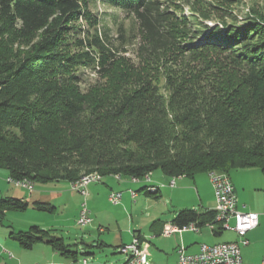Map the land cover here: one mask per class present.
Instances as JSON below:
<instances>
[{
	"label": "trees",
	"instance_id": "1",
	"mask_svg": "<svg viewBox=\"0 0 264 264\" xmlns=\"http://www.w3.org/2000/svg\"><path fill=\"white\" fill-rule=\"evenodd\" d=\"M94 1L137 19L139 64L119 56L100 30L76 37L69 49L71 25L91 19L90 0H0V169L8 179L73 185L156 172L264 174V18L253 13L244 27L225 21L211 27L202 23L205 0H189V17L181 0ZM82 68L100 78L85 90ZM146 188L139 191L160 197ZM28 206L3 198L0 216ZM34 208L55 209L40 201ZM173 223L223 231L215 211H177ZM16 240L25 250L46 243L76 256L64 238L39 226Z\"/></svg>",
	"mask_w": 264,
	"mask_h": 264
},
{
	"label": "rangeland",
	"instance_id": "2",
	"mask_svg": "<svg viewBox=\"0 0 264 264\" xmlns=\"http://www.w3.org/2000/svg\"><path fill=\"white\" fill-rule=\"evenodd\" d=\"M178 2L182 6L180 8L183 9V16L193 15L188 4L189 0ZM203 5L207 10L208 18L202 23L211 27L223 21L228 25L244 27L247 16L253 13L264 18V0H232L230 2L205 0ZM88 10L91 12V19H82L71 25L73 29L65 41L69 49L75 50L73 44L76 37L88 36L95 30H100L102 36L107 38L110 48L114 49L119 56H125L135 64H139L138 51L143 43V38L137 19L126 11L110 6L103 1L90 0ZM200 20L203 19L200 18ZM198 37L205 38L201 35ZM14 47L18 48L17 45ZM79 74L82 79L81 87L84 90L90 84L100 80L96 70L91 68H82ZM160 87L162 93L169 95L167 91H164L163 80ZM199 175L207 176L206 173H200L197 176ZM229 176L237 188L241 205L246 204L249 211H260L264 208V174L260 169L232 170ZM171 178L173 177L167 178L160 172L151 176L152 184L164 186L156 193H160L159 198L139 191L144 186L143 183H133L132 181L129 183V180L121 181L120 179L118 182L110 176L101 182L91 184L88 191L96 188L95 198H90L89 193L87 201L92 221L86 226H81L78 219L84 198L72 189L71 184L66 181L34 184L32 194L25 189L26 187L10 182L7 172L0 169V200L5 197H3V193L7 189L10 190V195L20 194L26 198H29L30 194L33 196L27 210L8 211L3 217L0 216V264H83L82 254L85 250L94 253L96 259H100L102 264H107L113 260L119 261L126 255L122 254L121 249L117 247L104 249L98 248V246L103 239L113 242L120 235L126 245L132 242L133 235H141L148 243V247L146 246L148 260L157 264L167 263V258L172 256L176 250L175 238L167 239L157 235L155 225L157 223L160 225L171 224L176 217L177 210L181 209L179 207L181 205H190V207L194 206L193 210H201L195 188L193 187V191L186 190L177 193L176 188L168 187ZM189 181V179L179 181L178 187L181 183H183L181 187H188ZM125 182H128V185ZM39 190L48 191L44 194L47 196L44 199H50L47 201H51L56 207L54 212L39 211L34 208V201L40 197L39 193H36ZM130 190L138 191L136 200L131 198ZM113 191L123 192L124 198L118 206H114L109 200L110 193ZM209 192V184L206 187H200V193L210 196ZM210 205L213 208L216 206L213 195ZM32 226H39L44 230L51 231L54 236L64 238L65 243L70 245L69 251L77 254L78 261H75L71 256L55 251L46 243H37L31 250L23 249L16 237L20 232H28ZM203 230L207 231L208 229ZM102 231L105 233H101ZM224 234L232 233L225 231ZM223 239L226 241L225 237ZM19 251L22 252L21 257L18 255ZM93 262L94 260L90 264Z\"/></svg>",
	"mask_w": 264,
	"mask_h": 264
},
{
	"label": "built area",
	"instance_id": "3",
	"mask_svg": "<svg viewBox=\"0 0 264 264\" xmlns=\"http://www.w3.org/2000/svg\"><path fill=\"white\" fill-rule=\"evenodd\" d=\"M181 177H173L169 182V187H176L178 179ZM214 189V196L216 200L215 221L223 230L234 231L240 238V241L223 242L215 245L202 244L197 253L188 254L184 249L179 248L178 264H245L242 259L241 246H247L249 240L246 238L247 234L259 226V214L253 211H247L245 205L239 209V198L235 192V188L226 173L213 170L209 178ZM134 183H145L146 186L159 185L152 184L151 180L132 179ZM94 182H77L72 185V189L78 192L83 198L84 203L80 211L78 223L81 226H86L91 223L90 211L88 209L89 191L88 187L96 183ZM29 192L33 191V187H26ZM130 195L133 199L137 198L138 194L135 190H130ZM123 199V192H112L109 196L110 202L114 206L121 204ZM211 228L215 225L210 224ZM200 227L195 223H190L184 226H178L171 223L163 229L161 235L170 237L175 233L182 231L199 232ZM122 251L127 254L125 264H157L148 260L146 244L141 241L140 237L135 236L132 242L123 247ZM260 264H264V260Z\"/></svg>",
	"mask_w": 264,
	"mask_h": 264
},
{
	"label": "crops",
	"instance_id": "4",
	"mask_svg": "<svg viewBox=\"0 0 264 264\" xmlns=\"http://www.w3.org/2000/svg\"><path fill=\"white\" fill-rule=\"evenodd\" d=\"M197 175L194 178L183 177L181 179H178L177 183H176V187H174V188H171L169 186L168 187L171 188V189H175L176 188V190H178L177 193H179L180 191L183 192V191H186V190L187 191H193V187H194L195 190H196L195 193L199 197L200 206H201V210H199L197 212L198 213H205V212H208V211H214V208L210 207L211 206L210 204L212 202V195H213V201H215V203H216V200H215V196H214L213 185H212V183H211V181L209 179L208 173H206L207 176H202V175L201 176L200 175L197 176ZM7 176H8V174H7ZM113 179L115 181L120 182V180L116 179L115 177H113ZM184 179L185 180L186 179L190 180L188 182L189 186L188 187H186V186L181 187L183 185V183H181L180 187H178L179 186V181L182 182V181H184ZM122 180L123 181H128V179H122ZM128 182L131 183V180H129ZM128 182H125V183L128 185ZM143 184L146 185L145 183H143ZM207 184L210 185V192H209L210 196L206 195V193H203V194L200 193V187H202V186L206 187ZM233 186H234L235 192H236V194H237V196L239 198V194H238L237 188L234 185V183H233ZM15 189L21 190L20 188H15ZM95 190H96V188H94V189L89 191L90 198H92V199L95 198V193H94V192H96ZM33 192H29V193L33 194ZM113 192H122V191H113ZM36 193H39L40 197H39V199L35 200L34 202H36V201L47 202V203H50L51 205H53L51 203V201L50 202L47 201V200H50V199H44V198L47 197L44 194L48 193V191L39 190ZM32 194H30L29 198H26L25 196L23 197L20 194L10 195V190L7 189L3 193V197L5 196L4 198H9V199L10 198L20 199V200L28 202V204H29V201L33 199ZM123 198H124V196H123ZM134 200H136V198ZM243 205L246 206L244 210L249 211L248 210V206L246 204H242L241 205V203L239 201V206H238L239 209H242ZM182 206H184V205L179 206V207H181V209H178L177 211L188 210V209H192L194 207V206L190 207V205H185L184 207H182ZM55 210H56V207H55L54 211ZM250 211H253V210H250ZM253 212H256V213L259 214V226L256 229L250 231L247 234L246 238L249 240V244L247 246H241L242 259H243V262L245 264H260L262 262V260H264V208L260 209V211H253ZM165 226H167V225H163V224L160 225V224L157 223L155 225L156 234L157 235H161V233H162V231H163ZM203 229H208V230L204 231ZM225 231H230V233H232V234H229V235L228 234H224ZM101 233L104 234L105 231H102ZM135 236L136 235H133V238ZM137 237H140L141 241L144 242V244H146V246L148 247V243L141 237V235L140 236L138 235ZM162 237H164V236H162ZM224 237L226 238V241L223 239ZM164 238H167V239L175 238L176 250L174 251V254L172 256H169L167 258V263H163V264H178V253H177V250L179 248L184 249L185 252L188 253V254H193V253L199 252L200 246L202 244L215 245V244H219V243H223V242H232V241H238L239 242L240 241L239 236L234 231H231V230H223V231L219 230V226H217V225L215 226L214 229L211 228L210 225H204L203 227L200 228L199 232L182 231V232L175 233L174 235H172L170 237H164ZM108 240L109 239H103L102 242L99 244L98 248H104L105 249L107 247H112V248L117 247V248H120L121 249L120 250L121 253L125 254L126 256H124V258H122L121 260L119 259V261H114L113 260V261H110V263H107V264H124L126 262L128 256H127L126 253H124L122 251V248L124 246H127L124 243V241H123L122 235H120L118 238H116L115 241H113V242L108 241ZM18 255L21 257L22 256V252L19 251ZM82 255H83V264H90V262L92 260H94V262L92 264H102L100 259H96L94 253H92V252H90L88 250H85ZM73 259L75 261H78L79 258L77 256V254H76L75 257H73Z\"/></svg>",
	"mask_w": 264,
	"mask_h": 264
},
{
	"label": "bare ground",
	"instance_id": "5",
	"mask_svg": "<svg viewBox=\"0 0 264 264\" xmlns=\"http://www.w3.org/2000/svg\"><path fill=\"white\" fill-rule=\"evenodd\" d=\"M212 172L208 173L209 178L211 177ZM151 176L152 175H149V176L145 177L143 180H151ZM94 181H97V180L95 178L91 177V178H83L82 180H80L78 182H94ZM10 182H13L15 185L23 186V187H30V184H31V187L34 188V184L32 182H30V181H27V180H25V181H12V180H10ZM146 189H147V192H149L151 194H156L157 192L160 191L161 187L153 185V186H148Z\"/></svg>",
	"mask_w": 264,
	"mask_h": 264
}]
</instances>
